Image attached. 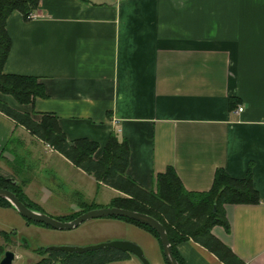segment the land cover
Here are the masks:
<instances>
[{
  "label": "crops",
  "instance_id": "0c3cea01",
  "mask_svg": "<svg viewBox=\"0 0 264 264\" xmlns=\"http://www.w3.org/2000/svg\"><path fill=\"white\" fill-rule=\"evenodd\" d=\"M36 12L31 20L18 11L8 16L4 71L36 76L46 97L21 104L0 92V100L36 120L43 112L56 115L67 139L99 143L94 158L115 131L129 145L126 174L148 190L169 166L197 192L211 187L219 168L234 178L250 169L260 202L225 204L229 230L211 231L245 264H264V0H40ZM12 142L19 153L45 160L38 142L45 143L0 112L2 174L13 178L18 169ZM43 150L66 170L53 176L63 183L89 175ZM0 210L11 218L0 221V230L11 231L19 217L26 223L12 207ZM135 227L149 264H166L158 240ZM19 244L12 264L34 253ZM176 249L185 264H223L191 239ZM125 261L142 264L132 254Z\"/></svg>",
  "mask_w": 264,
  "mask_h": 264
},
{
  "label": "trees",
  "instance_id": "16d2710c",
  "mask_svg": "<svg viewBox=\"0 0 264 264\" xmlns=\"http://www.w3.org/2000/svg\"><path fill=\"white\" fill-rule=\"evenodd\" d=\"M40 0H0V92L11 95L21 104L33 103L37 97H46L43 84L36 76L7 73L4 71L5 61L11 47V38L6 29L8 16L18 11L24 19L35 11ZM0 112L7 115L15 123L22 125L36 138L43 141L53 150L59 152L75 167L91 175L97 182L119 192L111 198L107 206L121 207L145 213L157 219L164 227L171 251L179 264H185L179 256L176 246L187 240H193L213 253L223 264H245L232 249L212 233L215 225H221L229 230L225 217V204H257L260 196L252 183L251 172L248 169L243 178H234L219 168L215 171L211 187L207 191L186 190L173 167L155 175L153 189H145L126 174L129 159L127 139L120 137L115 131L110 132L99 158L94 153L99 143L85 137L67 139L58 124L56 115L43 112L38 120L29 112L19 111L5 101L0 100ZM0 188L9 189L29 208L43 211L39 204L28 198L22 187L0 171ZM79 210L63 218L71 220L80 213L95 207L93 202L80 200ZM0 205L12 207L9 201L0 198ZM24 218V217H23ZM132 223L149 233L161 242L158 233L152 227L121 216H110ZM27 224L46 226L26 218ZM14 234V232H13ZM3 241H10V234L0 230ZM162 249V246H161ZM5 247L0 243V258ZM39 259L32 264H107L112 261L130 257V253L112 247L88 250L81 253L52 250L46 247L33 249ZM164 256V255H163ZM165 259V257H164ZM165 263H167L165 259Z\"/></svg>",
  "mask_w": 264,
  "mask_h": 264
},
{
  "label": "rangeland",
  "instance_id": "374dc122",
  "mask_svg": "<svg viewBox=\"0 0 264 264\" xmlns=\"http://www.w3.org/2000/svg\"><path fill=\"white\" fill-rule=\"evenodd\" d=\"M25 138L22 137L23 142ZM12 143L13 155L16 157V165L18 166V169L14 168L16 170H13L14 175L12 179L22 187L23 191L24 186L29 185L26 188L27 194L33 202L39 204L43 211L49 215L55 218H63L71 214V212L73 213V208L78 205L81 197L90 199L95 205L102 207L107 206L111 198L115 196L116 192L113 188L97 184L96 180L90 175H78L77 173V175L71 176L72 181H66L65 183L59 178H54L53 176H60V174L64 176L66 170H63L54 158L48 159L49 155L43 150L48 148L46 144L38 142L39 150L45 156V160L40 158L42 155H39V159L37 160L34 157H28L26 149L23 151V154L19 153L20 145L15 142ZM22 145L24 146V144ZM21 167L22 169H20ZM28 176H32L31 183L29 184L22 181L23 177ZM60 182L61 184L58 185ZM37 189L40 192L39 194L37 193ZM50 189H55L56 192L44 194ZM43 190L45 191L44 193L42 192ZM43 197L44 200L42 199ZM9 219H11L9 215L0 210V221H7ZM21 220L22 218L19 217L18 221L12 222L14 228L11 231H7L10 234V241L4 242L0 237V243L3 244L5 250H17V247L22 246L19 243H27L32 248L31 253H33V249L35 248H47L49 246L68 245L83 247L113 240H128L134 243H137L136 241L146 242L145 237L139 233L141 231L135 227L136 225L134 227H126L124 225L125 221L114 218H92L69 230H57L49 226L35 224L26 225V223L22 224ZM35 254L39 256L36 252L30 256L25 255L22 259L23 264H32L31 256L36 257ZM125 260H117L120 263L112 261L114 263L110 262L109 264H131ZM52 264L60 263L54 262Z\"/></svg>",
  "mask_w": 264,
  "mask_h": 264
},
{
  "label": "water",
  "instance_id": "95a60500",
  "mask_svg": "<svg viewBox=\"0 0 264 264\" xmlns=\"http://www.w3.org/2000/svg\"><path fill=\"white\" fill-rule=\"evenodd\" d=\"M0 198L6 199L22 217L32 220L38 223H42L46 226H49L53 229L57 230H69L79 226L82 222L92 219V218H100V217H110V216H121L126 217L131 220L140 222L142 224L148 225L156 230L158 233L161 246L162 253L168 264H179L178 261L172 254L170 242L167 237V233L163 227V225L154 217L147 215L145 213L115 207V206H102L88 209L78 216L71 220H60L57 219L45 212L29 208L25 205L19 198L9 189L0 188ZM112 247L122 251H127L130 254L136 256L143 264H149L147 259L145 258L141 247L131 241L128 240H113L104 243H98L83 247L78 246H49L48 248L52 250H61L64 252H76L81 253L88 250H95L99 248ZM15 258V253L12 250H5L3 256L0 258V264H12Z\"/></svg>",
  "mask_w": 264,
  "mask_h": 264
},
{
  "label": "built area",
  "instance_id": "2783aa9c",
  "mask_svg": "<svg viewBox=\"0 0 264 264\" xmlns=\"http://www.w3.org/2000/svg\"><path fill=\"white\" fill-rule=\"evenodd\" d=\"M38 16H39V14H38L36 11H33V12H30V13L27 15V18H28L29 20H31V19H34V18H36V17H38ZM238 110L241 111V110H242V106H239V107H238ZM46 146L48 147L49 150H53L50 146H48V145H46Z\"/></svg>",
  "mask_w": 264,
  "mask_h": 264
}]
</instances>
